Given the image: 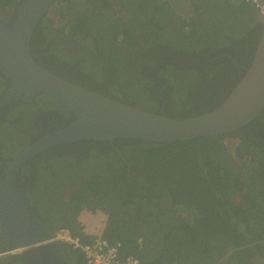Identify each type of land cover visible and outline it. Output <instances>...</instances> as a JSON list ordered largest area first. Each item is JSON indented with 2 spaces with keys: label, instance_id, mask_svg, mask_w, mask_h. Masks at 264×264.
Returning a JSON list of instances; mask_svg holds the SVG:
<instances>
[{
  "label": "trees",
  "instance_id": "1",
  "mask_svg": "<svg viewBox=\"0 0 264 264\" xmlns=\"http://www.w3.org/2000/svg\"><path fill=\"white\" fill-rule=\"evenodd\" d=\"M140 1L125 5L130 10L138 9ZM186 1L148 0L152 14L143 16L137 11L132 15L137 22L146 19L147 32L153 27L160 39L150 35V43L138 53L140 64L130 67L117 62L114 53L105 55V50L94 47V36L102 30L106 9L116 12L117 8L121 13L124 0H92L89 5L86 0H58L73 2L74 8L72 14L69 9L57 11L55 16L64 21L59 30L86 54L81 60L69 58L74 67L69 74L48 64L41 66L142 111L174 119L212 112L251 66L264 24L249 0ZM120 35L133 47L134 39L128 31ZM92 54L98 66L87 60ZM195 100L207 107L200 108ZM185 102L193 106H183ZM66 111L72 123L75 117ZM67 146L121 149L133 164L130 172L121 166L126 177L131 173L137 178L133 193L152 191L157 196L145 201L149 219L163 208L162 197L169 199L173 216V221L157 229L149 252V229L133 223L146 221L136 213L123 212L127 194H120V212L116 213L131 215L133 221L117 218L119 215L113 218L101 205L90 207L87 202L91 194H80L73 204L76 212H81L79 219L88 224L80 231L68 229L83 241L101 237L120 243L122 256L138 257L142 264H264V110L251 123L227 135L167 145L119 139L59 147ZM114 155L120 159L118 153ZM94 187L93 193H98L101 183H94ZM125 192L138 199L130 190ZM72 253L80 264H86L82 253Z\"/></svg>",
  "mask_w": 264,
  "mask_h": 264
},
{
  "label": "flooded vegetation",
  "instance_id": "2",
  "mask_svg": "<svg viewBox=\"0 0 264 264\" xmlns=\"http://www.w3.org/2000/svg\"><path fill=\"white\" fill-rule=\"evenodd\" d=\"M25 1L0 0V24L12 27ZM56 1L58 0H53L52 4ZM130 1L124 0V5ZM49 10L48 8L46 15L42 16L35 26L31 39V55L39 65H51L52 69L69 74L74 69L68 62L69 58L81 60L86 51L72 38L52 26L47 16ZM137 11L143 16L152 14L148 0H141L138 9L130 10L128 5H125L123 17H119L111 9H106L102 30L94 36V47L105 50V55L114 53L117 62L130 67L140 64L138 53L150 43V35H154L156 40L160 39L153 27L147 32L146 19L137 22L136 17L132 16ZM124 31H128L133 37V47L120 35ZM171 40L178 42L173 38ZM105 55L101 57L104 62ZM89 56L92 59L87 60L98 66L99 61L94 55ZM12 86L13 82L0 70V185L7 183L10 165L20 155L46 135L71 124L72 120L71 115L53 99L41 95L11 97ZM195 101L200 108L207 107L204 102ZM183 106L193 105L185 102ZM114 152L120 155V159H117ZM122 165L128 172L133 169V164L121 149L114 147L109 150L94 146H57L23 163L15 176V191L5 192L4 204H0V264H80L72 249L61 243L51 244L54 256H31L34 252L30 249L33 240H42L39 242L41 244L59 230L80 231L87 226L88 223L85 225V221L79 219L81 212L77 213V206L73 204L80 194H91L87 202L90 207L101 205L113 218L119 215L117 218L133 221L129 217L131 215L116 213L120 212V194H127V209L123 212L136 213V216L146 221L147 224L138 221L133 223L149 229L146 239L151 252V245L155 240L153 235H156L157 229L173 221L170 201L162 197L163 208L159 210L160 213L149 219L146 214L150 209H146L145 201L156 199L157 196L152 191L133 193L132 188L137 178L131 173L126 177ZM96 182L101 183V188L98 193H93ZM126 189L138 199L126 193ZM18 200L22 201L28 218L15 208ZM143 208L145 211H142ZM109 215H104L107 221L110 220ZM57 227L59 229L51 234ZM25 241L30 246H25ZM46 241L42 244L47 245Z\"/></svg>",
  "mask_w": 264,
  "mask_h": 264
},
{
  "label": "water",
  "instance_id": "3",
  "mask_svg": "<svg viewBox=\"0 0 264 264\" xmlns=\"http://www.w3.org/2000/svg\"><path fill=\"white\" fill-rule=\"evenodd\" d=\"M52 3L53 0H26L12 27L0 24V70L13 82L11 97L42 95L71 112L75 120L40 139L10 165L8 181L0 185L1 205L5 192L15 191L18 168L48 149L83 141L113 143L119 139L167 145L227 135L251 123L264 110V29L251 66L227 99L212 112L174 119L133 108L39 65L31 55V39L36 24ZM259 21L264 24L261 14ZM15 208L28 218L22 201L18 200ZM41 241L30 243L34 252L31 256H54L53 246L39 244ZM24 244L30 246L27 241Z\"/></svg>",
  "mask_w": 264,
  "mask_h": 264
},
{
  "label": "built area",
  "instance_id": "4",
  "mask_svg": "<svg viewBox=\"0 0 264 264\" xmlns=\"http://www.w3.org/2000/svg\"><path fill=\"white\" fill-rule=\"evenodd\" d=\"M249 1L255 5L261 16H264V0ZM68 9L69 12L74 10L72 6H69ZM55 243L64 244L72 250L82 253L86 264H142L138 257L132 255L122 256V245L120 243H112L101 237L85 242L70 230L62 229L46 241V244Z\"/></svg>",
  "mask_w": 264,
  "mask_h": 264
},
{
  "label": "rangeland",
  "instance_id": "5",
  "mask_svg": "<svg viewBox=\"0 0 264 264\" xmlns=\"http://www.w3.org/2000/svg\"><path fill=\"white\" fill-rule=\"evenodd\" d=\"M91 1L92 0H86V4L87 5H89V4H91ZM190 0H187L186 2H189ZM74 2V1H73ZM73 2H70V3H68V2H62V3H60V2H57V3H55L54 5H53V7L49 10V12H48V19L50 20V21H52L53 22V26H54V28L55 29H58L59 30V28L60 27H62L63 26V23H64V21L63 20H61V19H59L58 17H56L55 16V14L57 13V11H66V9H68V7L69 6H72L73 7V5H72V3ZM79 7V6H78ZM182 14H184V13H182ZM91 39H89V41H90ZM125 221H128L127 219H125V218H123Z\"/></svg>",
  "mask_w": 264,
  "mask_h": 264
},
{
  "label": "clouds",
  "instance_id": "6",
  "mask_svg": "<svg viewBox=\"0 0 264 264\" xmlns=\"http://www.w3.org/2000/svg\"><path fill=\"white\" fill-rule=\"evenodd\" d=\"M57 3V2H56ZM252 3V2H251ZM253 4V3H252ZM254 5V4H253ZM255 6V5H254ZM256 8V7H255ZM73 12V11H72ZM72 12H69V14H72ZM116 12H117V15L119 16V17H123V12L121 11V13H119L118 12V10H117V8H116ZM119 14H121V16L119 15ZM259 16H260V12H259V14H258ZM74 234V233H73ZM76 235V234H75Z\"/></svg>",
  "mask_w": 264,
  "mask_h": 264
},
{
  "label": "bare ground",
  "instance_id": "7",
  "mask_svg": "<svg viewBox=\"0 0 264 264\" xmlns=\"http://www.w3.org/2000/svg\"><path fill=\"white\" fill-rule=\"evenodd\" d=\"M45 241H46V240H44L42 243H44ZM42 243H41V244H42ZM42 245H45V244H42Z\"/></svg>",
  "mask_w": 264,
  "mask_h": 264
}]
</instances>
